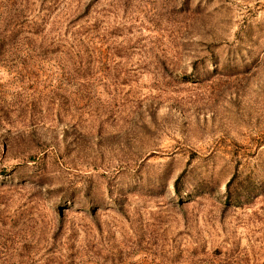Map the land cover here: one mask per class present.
Returning <instances> with one entry per match:
<instances>
[{
	"label": "rangeland",
	"instance_id": "1",
	"mask_svg": "<svg viewBox=\"0 0 264 264\" xmlns=\"http://www.w3.org/2000/svg\"><path fill=\"white\" fill-rule=\"evenodd\" d=\"M0 264H264V0H0Z\"/></svg>",
	"mask_w": 264,
	"mask_h": 264
},
{
	"label": "trees",
	"instance_id": "2",
	"mask_svg": "<svg viewBox=\"0 0 264 264\" xmlns=\"http://www.w3.org/2000/svg\"><path fill=\"white\" fill-rule=\"evenodd\" d=\"M15 12H16L15 10L12 12V14H11V16H10V19L12 18V16H14V13H15Z\"/></svg>",
	"mask_w": 264,
	"mask_h": 264
}]
</instances>
